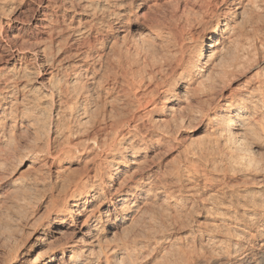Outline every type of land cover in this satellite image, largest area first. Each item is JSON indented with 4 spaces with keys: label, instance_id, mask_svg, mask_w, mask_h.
<instances>
[{
    "label": "rangeland",
    "instance_id": "1",
    "mask_svg": "<svg viewBox=\"0 0 264 264\" xmlns=\"http://www.w3.org/2000/svg\"><path fill=\"white\" fill-rule=\"evenodd\" d=\"M39 1L42 2L43 0H19V1L0 0V21L5 20L6 17L8 16L14 15V17L16 16L18 17V21L14 22L12 28L11 27H4V28L7 31L9 37L13 36L16 39V43L18 46L21 45L25 48L24 50L26 53V58L22 59L23 63H26L25 64L26 68L25 67H24L25 69L20 68L21 70L19 69V71H16L18 76L17 78H15L16 82L13 79L11 82L9 81L7 82L8 83L7 85L8 86L10 85V88L12 90H14L19 86L21 87L22 85L24 86L26 85V86L23 89V91L17 90L16 91L17 94L16 93L14 94V97L16 98L15 99L16 103L17 101L20 102L18 103V105L14 104L15 108L13 105L11 107L14 108L13 109L14 111L16 110L15 112L13 111L15 114H13L12 117L14 118L11 119L12 121L11 120L7 121L8 126L3 127L5 130L3 128H2L3 130L0 128V264H7V263L34 264L38 256L41 257L46 252L49 251L54 252L55 257L57 258L54 264H58L62 259L63 260L65 259V262H68L67 258L62 256L61 248H65L67 253L70 250V247H74V248L80 247L84 250H87L88 252H91L92 250L93 251L96 250V248L98 249V246L104 249L114 244V241H129V242L155 241V240L158 241L160 239L163 240V238L167 235L170 236L171 241H185V242L206 241V240L208 241L209 236L206 235L208 229L207 225L209 227V224L212 221L220 217L219 209L221 208L219 207H222V204L228 203L227 202L228 198L222 194L224 191H227L231 188L230 190H235V191L237 190L238 192L239 191L241 192L243 188L245 189L246 181H248L247 186L250 187L261 186V188H264V143H263L264 121L262 122L258 121V123L261 124L260 125L255 124L251 129L246 128V126L243 127L244 129L240 131L235 129L236 132H239V135H241L242 132V135L239 136V139H241L242 141L240 140L238 144L240 143L243 144V145L241 144L239 145L240 148L242 146L244 147L241 149L249 150V151L246 150V154H244V152L242 154H237L238 151H239L238 153L244 151V150L240 151V148L237 147L238 145H236L235 148L236 149L238 148L239 150L235 152L234 147L228 146L226 148V144L224 142L221 141L217 142L216 139L214 140L215 135L213 134L211 123L207 121L208 119L205 116H203L205 118H203L202 116L200 117V114L198 113L199 115H197L196 112L195 106L197 107V104H199L196 100L199 101L200 99L199 97H202L199 96L201 95V93H199L198 95L196 94L197 97L199 96L198 98H195L196 95L192 98L191 97L192 93L189 89L190 87H188V85L185 84L184 81L182 80L180 81L179 79L180 76L179 74L181 73L180 71H182L185 66L184 62L181 61V58H179L178 55L177 58H175L176 61L174 59L172 60L171 62L172 64L171 63L169 64V62H165V60H163V58L160 55L161 52L160 40L156 38L155 33L150 27L151 24L149 23L152 22L153 24L158 21L157 23L158 24L160 23L159 25L160 26L162 25L161 27H163L168 25V23H170L171 21L174 23L178 18H181V21H183L184 24L182 23L181 25V21L179 23L177 21L176 22L178 23V25H180L181 29L182 26L185 29V30L182 29L183 32L181 35V37L183 36L184 39L179 40V43L185 46L186 43L190 45V43H192V41L195 40V38L200 36L202 33L204 32L210 33V31L212 30L211 26L212 25L214 26L216 20H218L217 26L219 27L222 26V24L226 21L225 18L226 15H218L217 12L219 9H222L223 11L238 12L239 14L237 13V15H235V18L234 17L233 18H234V22L237 25L235 23L234 24L237 27L241 26V31L239 32L238 29L237 31H235L236 29H234V31L232 30L231 33H227V32L219 33L214 39L218 40L217 42L220 43H218V45H216L214 48H211L210 49L211 51H209L212 52L213 50H218L220 46H222V51L220 52L221 53L220 56L219 54L216 55L217 58H221L225 60L228 58V56L230 57L231 54L234 53V50H236L235 48H237L236 46H238L239 41L243 43V46H244V42H245V46H248V43L246 42H249V45L252 46L254 44L253 41H255V43L258 41L257 39H259L258 37H260V34L259 35L255 34L254 36L253 29H251L254 24L250 22H253L254 20L256 21L258 20L256 24H258L259 28L263 31L264 1L250 0L251 1L250 2L249 0H243V1L231 0L220 3L221 0H177V1L176 0H132V1L128 0V2L129 1L132 2L130 5L129 4L130 2L128 3L127 0H124L125 8L126 6H127L126 8L127 10H129V8H133L134 9L133 12L138 15L137 18L140 19L139 21H141V25L139 26H135L134 24L130 25L131 31H139L138 32V34L140 33L139 35L132 36V32H130L131 34L128 35V37L125 36L124 39L125 34L122 35V32L119 33L118 31L115 32L113 29H111L114 26L112 25L109 27V29L106 28L105 31H102L100 34L97 32L95 33L94 31L91 33H87L86 34L87 36L84 34L82 35V37L80 36L79 38L74 37L80 40L83 39V41L85 40V42L91 45L90 48L88 49L86 47H83L82 49L84 50L85 53L89 51L90 53L89 52L88 53L91 54L92 59L95 58L96 60H98L96 61L97 63H95L96 67H98L101 64L102 66L101 70L103 69L105 70V72L109 74L113 73V71L118 69L120 66L127 69L137 70L140 65V67L142 68V69L139 68L140 73L141 74L143 73L141 72V70L144 71V77L146 83L147 81L149 82L148 79L149 75L152 74L153 77L156 76L155 77L156 79L153 78V80L150 83H148L149 85L148 84L146 85L148 87L146 88L143 87L135 91V94H138L141 92L143 93L148 89L151 91L153 89L154 93L152 94V96H150L151 91L148 92L150 95L147 93V96L149 95L150 97H153L151 98L152 100L154 99L159 102L156 106V111L153 112L151 115L143 116V118H141L139 122H141V124L143 123L141 125L142 131L148 129V132L153 133L154 131L155 134L156 131L163 133V130L164 131L167 130L171 133L167 135V131H166L165 132L166 135L164 133L165 137L162 136L163 139L161 141L157 140L155 136L151 138V140H147V141L140 140L141 137L139 135H137L136 137L130 135L127 139H125V143L123 144L126 146V148L128 146L127 143H130L133 146H135V148L137 147V149L140 150L139 155L136 157V161H137L136 165H133V168L125 171L124 174H122L119 180L116 182L111 181L110 179L107 178V176L103 177V180L105 182L102 185L103 195L100 194L91 203L82 204L76 201L75 202L70 201L69 205L67 206L68 209L64 214V221H62L61 223H55L54 221L57 217V213H55L53 210L52 207L53 203L56 201V199L58 200V198L62 197L64 195L63 193L70 192L73 189L75 190V187L77 188L79 186L78 188L80 190L85 189L86 187L88 188L90 185L89 183L90 180L87 181V179H85L86 183L83 181L84 180L83 179L82 182L79 183V185L78 184L75 185L74 183L72 184L69 182L73 181L74 179L77 180V178L83 176L84 175L83 172L86 165L91 166L93 162H96L104 166L107 157L103 155L102 156L98 155L97 150L95 148L84 149L86 136L84 133L82 134V132H80L77 135L75 134L70 138H65V139H63L64 138L63 136L53 133L54 131L53 128L55 124V118H53L54 115L53 113H55V109L58 108L57 104L51 106L50 103L48 102L49 99H47L48 101L47 100L43 101L42 99H40L41 100L40 103H43L42 104L43 106H41L40 103L39 104L37 103L38 104L37 106V104L35 105L33 104L35 101H31L32 100L31 96H33L32 95L33 93L39 94V91L41 93L46 89H51L52 86L50 83L53 79L52 75L55 74L54 68L59 66L57 63L65 65L67 64V62L69 63L75 61L76 60L75 58L77 57L76 55H74V57L73 56L69 57L70 54L71 55L73 54L72 52L75 47L74 43L70 45V47L72 46L70 48L69 46L68 47L65 45L63 46L61 44L62 41H60L59 45L61 46L57 44L59 47L57 50H56L57 46H52L55 49H52L54 50V52L51 55L52 56L51 59L53 61L54 60L58 61V62L54 61L55 65L57 64V66H55L54 64L50 65V63L45 65L46 63H44L43 68L46 69L45 73L44 74L35 73L36 62H33L34 56L31 53L36 49L38 50L42 45H44L45 44L44 42H47V40H44L47 39L46 35L37 33L36 32L37 30L33 25L34 23L32 18L33 7H35L36 3ZM208 1L209 3H207ZM125 2H127L130 7H128V4H126ZM215 2L217 3L215 4ZM252 2L255 3L252 4ZM252 6H254L255 9L254 7L252 8ZM256 7L258 8L257 10ZM247 11L250 12L248 13ZM183 12L185 14V22H184V17H180L182 16ZM58 13H56V15L53 17V22H56L54 24H58L57 21H59V19L62 17V12H58ZM101 15L103 16L99 15V17L102 18V20H105L106 16L104 14ZM142 15L143 16L145 15V17H143ZM188 15L189 18L186 17ZM253 17L254 19L252 20L251 18ZM54 19L57 21H55ZM70 19L71 18H69V20ZM73 20L75 19L73 18ZM179 20L180 19H178V21ZM186 20L188 23L189 22L190 23L188 24ZM19 21L22 22L19 23ZM245 21H248V23H245ZM143 23H145V26ZM243 24L245 25L243 26ZM246 26H248L249 30L246 29L247 28ZM250 29L252 30L253 33L251 32ZM227 30L229 31V28H227ZM234 35L235 36L238 35V37L237 36L235 37ZM242 35L246 37H243ZM53 36L55 39V35ZM5 38H6L5 35H0V81H1L0 87L2 86V83L5 84V81L2 78L5 77L6 73L8 74L6 75V78L8 77L11 78V75L13 76L12 72H4L3 71L4 69H2L5 65L3 60H5L6 58L4 55L6 51L4 49V46H2ZM135 44L136 46L139 45L137 46V50ZM245 46L243 47L244 50L246 48ZM175 47H171V48H175ZM248 48L250 49L252 47L248 46L247 49ZM248 50L247 51L242 50L243 57L245 55H246L245 58L250 56L249 52L251 53L252 50L250 51ZM101 54L102 56L101 58H99L98 56H100ZM160 57L162 59H160ZM245 58L242 59V61L245 60V62L241 63L242 66L239 65L237 68L234 69V71L233 70L231 71L233 76L230 72L229 73L230 76L228 75L223 82H215V84H213L214 89L212 90L214 91H212L213 97L211 98L216 100L209 98L211 100L210 101L209 99H207L206 105H208V107L206 105L205 107L211 109L212 107L213 108L217 107V111H218L220 106H222V103H224L225 101L234 100L237 98L236 96L239 95L240 93H244L258 85V83L255 82L256 75L253 73L256 69L254 68V65H251L252 61H249L250 64H247L249 62ZM160 61L162 63V66L159 65ZM136 62H139L140 64ZM166 63H168L169 65ZM203 64L204 63H202V65ZM144 65L147 66L145 67L146 69L143 68ZM16 66H19V64H17ZM167 67H169L170 69H168ZM171 67L174 69H172ZM162 69L164 70L166 69L165 70L166 72ZM211 69L212 70H210V74L214 71L213 67H211ZM147 71H149V73ZM152 71L153 72L155 71V73H153ZM48 72H50V74L52 75H49ZM168 74L169 75L171 74L170 77L168 76ZM253 74L255 75V77ZM25 75L26 76L29 75V76L26 77ZM81 77H82L81 82H83V85H85L86 88L89 89V90L87 89L89 91V92L87 91V93L88 94L90 93L89 97L92 94L90 97L91 99H89L88 101V103L89 102L90 103L84 107L85 112L87 113L88 116L89 114H91L90 115L91 117L93 116L94 118H97L96 119L97 121L99 119V123L97 122L96 126L97 125L101 126L100 122L102 121H100V118L98 117H101V115L104 113L110 115L113 114L114 112L116 113L121 111L122 114L123 111L124 114H130L132 112L134 114H140V112L142 111L141 107L137 106L138 103L136 102L134 95L128 94L126 96L127 94L126 92L128 90L126 89L127 90V91L125 90L126 92L124 91V89L122 90V85L120 86L117 83L113 85L112 88L109 86V88L111 89L108 90L107 93V92H103L104 91L102 90L103 88L102 89L100 88V90H98L99 89L98 87L96 88L95 85L89 83L91 81V78L86 79L89 77V75L84 76L86 78H84L83 76ZM146 78L148 79L147 81ZM68 79L69 77L66 78L65 81L66 80L68 81ZM13 81L16 84L13 83ZM39 82H41V84H45L43 85L45 87H43L42 85L39 86ZM154 83L155 84L158 83L160 84L159 86L162 87L164 85V87L165 88L168 87V89L164 90L165 92L163 91L157 93L155 91L156 87ZM81 85L82 84L80 83V87ZM35 86L36 88L33 91V93H31V91H28L29 88H34ZM92 87L95 88L93 89ZM162 87L159 89L163 90ZM144 88L145 90H143ZM196 91L197 92L195 93H198V90ZM131 92L133 91H129L128 93ZM165 97H168L169 99L166 100ZM26 98L28 99L26 100ZM158 99H161L162 102L160 103L161 100L159 101ZM20 100H23V102H21ZM113 100L114 103L112 102ZM24 101H26V103ZM66 101L68 102L69 100L65 99V102H62L60 104L61 108L67 105ZM261 102L259 101V104H257V106L260 105ZM7 103H8V99L4 97L0 98V108H2L1 106H10V104ZM187 103L188 105L194 104L191 107H193L195 111L193 110V112H191V115L190 113L187 112L188 110H186L189 107ZM23 104L26 105L27 107L24 106ZM169 106L173 107L174 109L173 112L176 113L173 115H175L176 119L169 120L170 123L167 124V121L165 122L163 119L164 118L167 119V117H169L167 115H164L167 112H169L168 110ZM101 108L103 109L105 108V109L102 111ZM260 109L259 110L254 109L255 110L253 113L254 116H252L253 121L254 120L256 121L260 117L261 113L263 114L264 110L263 109L260 110ZM99 110L101 115L98 114L97 116H94L99 112ZM112 110H114L113 113H111ZM181 111L185 112L183 113L184 115L183 114L181 115L182 117L179 116V113L181 114ZM85 112L79 114L81 116L77 115V117L79 116L78 117L79 119L78 118L77 119L82 120L84 117H86L88 119L87 123H89V127H91L90 124L92 122L89 121L90 116L89 117L86 116ZM48 113H52L51 116L48 115ZM106 114H104L105 117L103 116V118H105L104 121H106V119L108 118L106 117L108 116ZM39 116L40 117L44 116V117L40 118ZM153 117L154 118L157 117L161 121L157 120L153 122ZM74 119L66 116L63 120L65 121L66 124H69L70 122L71 124L69 125H74L72 122L77 121L76 117H74ZM153 124H155L158 129ZM76 125L77 124H75L74 126ZM257 125L258 127L256 128ZM86 127L89 128L88 126H85L84 130L86 129ZM60 128L63 127L61 126ZM86 130L94 131L93 127ZM170 136H172V138ZM66 141L70 142L71 147L79 148L81 151L79 152L73 151L69 153H64L60 151L61 146L65 144ZM124 150L121 149L122 153L125 152ZM47 152L50 153V155H47ZM223 154L226 157H224ZM239 155L241 156L244 155L243 157H245V159L240 158L241 156ZM231 157L232 160L236 159L235 160L236 163L240 160L243 163L240 162L241 163L240 165L239 163L235 164L234 161L232 163V160H230L231 162H229V159ZM246 159L247 161H245ZM246 162L249 163L250 169H248V167L247 168L244 167L243 164H247ZM227 165L230 168L229 167L227 168ZM100 168H102V166ZM255 170L257 173L255 172ZM92 173L93 171L91 172L90 170L89 174ZM232 173L235 174L236 176L233 175ZM149 176L153 178V181L151 182L152 183L151 186L154 187V189H159L161 191L162 190L164 191L162 193H155L154 195L149 196V198L146 199H143V197L137 198L136 203L138 204L133 207V209H135V212L133 211L129 215V220L125 224L123 225L120 224L119 226L114 227L107 234H100L99 232L100 235L97 237L95 243H92L90 245L86 244L87 240L89 239L82 234V231L86 229V224H87L86 222L88 221V220L86 221L87 219L86 216L89 215L90 213H93L94 215L91 220H94L95 219L94 216L98 215L97 210H99V208L102 205H104L105 207H108V209L110 210L108 212L106 211L107 213L105 212L103 213L102 220H106V218H111V216L104 217V215L108 213L109 215L110 214L112 215L114 211V207H112L113 206L112 204L113 202H115V199H117L119 190L120 189L127 190L128 187L132 184V179L134 177L145 179V178H149ZM236 182L238 184H236ZM167 191H168L167 194L170 193L169 196L171 197L173 196L172 200H169L170 204L168 206L167 204L163 205L161 203L162 199L165 198V196L167 197L166 195ZM172 191L173 193H171ZM189 193H191L192 197L190 196ZM124 195H126V193ZM171 197H168V199H170ZM232 198L235 200V197L232 196ZM76 203L79 205H75ZM121 206L122 204H119L117 208ZM224 206L225 205H223V207ZM240 210L241 212L244 211V209L242 208V204L240 205ZM177 211L179 212L177 213ZM120 216L121 215H119V217ZM176 216L177 217L179 216L178 217L179 219ZM174 217L176 220H174ZM200 230L202 232H200ZM152 249L150 250L149 248L144 252H137L138 254H136V257L138 258V260L144 261V259L148 257H149L148 259H150L151 257H154L155 255L158 254L159 255L157 259V261L159 260L158 263L167 264L166 247L160 249L154 246L152 247ZM162 251L165 252L166 254L163 253ZM162 253L163 255L161 257ZM163 256H166V259L165 257L163 258ZM46 259L47 257L43 256L41 260V264H44Z\"/></svg>",
    "mask_w": 264,
    "mask_h": 264
},
{
    "label": "bare ground",
    "instance_id": "2",
    "mask_svg": "<svg viewBox=\"0 0 264 264\" xmlns=\"http://www.w3.org/2000/svg\"><path fill=\"white\" fill-rule=\"evenodd\" d=\"M227 1H231V0H221L220 3L227 2ZM262 1H264V0H262ZM127 2H128V0H127ZM127 2H125V3L128 4L130 1L128 3ZM131 3L132 2H130L129 4L131 5ZM207 3H209V1ZM216 3L217 2H215V4ZM254 3L252 2V4H254ZM129 4H128V7H130ZM136 5H138V4H136ZM205 7H206V5H205ZM253 7L254 6H252V8ZM126 8H127V6H126ZM126 8L124 6V0H43L42 2H40V1L37 2L36 6L33 7L32 18L34 21L33 25H34L35 29L37 30L36 32L39 34H45L46 38H47V39H44V40H47V42H44L45 43L44 45H42L38 50L36 49L31 53L34 56L33 62H36L35 73L36 74H40V73L44 74L45 73L46 69L43 68L44 63H46L45 65H47L49 63H50V65H52V64L55 65V63H54L55 60L53 61L51 59L52 58L51 55L54 52V50H52V49H55L52 46H57V48H56V50H57L59 48L58 45H59L60 41H62L61 44L63 46L65 45L67 47L68 46L70 47V45H72L74 43L75 47H74V50L72 52L73 54L72 55L68 54V55H69V57L70 56L74 57V55H76L77 57L75 56L76 57L75 61L69 62V63L67 62V64H65V65L57 63L59 66H57V64L55 65L57 67L54 68V70H55V72H54L55 74L53 73L54 75L50 74L51 71L48 72V74L52 75V78H53L51 83H50L52 86L51 89H46L45 91H42L41 93L39 91V94H34L33 91L35 90L36 86L34 88H29L28 91H31V93H33L32 94L33 96H31L32 97L31 101H35L33 103L35 105V104H37V103L39 104L41 102L40 99H42L43 101L49 99V101L48 100L47 101L50 103L51 106H53L54 104H57L58 108L55 109V113H53L54 114L53 118H55L53 133L59 134L60 136L64 137L63 139H65V138H70L71 136H73L75 134L77 135L80 132H82V134L84 133L86 136V138H85L86 142H85L84 149L95 148L97 150L98 155H101V156L103 155V156L107 157V159L105 158L106 161H105L104 166L101 165L100 163H96V162H93L91 164V166L85 164L86 166H85V169L83 172L84 175L77 178V180L74 179L73 181H70V180H69L70 182L68 181L69 183H72V184L74 183L75 185H77V184L79 185V183L82 182L83 179H84L83 180L84 182L86 181L85 179H87V181L90 180V182H89L90 185L88 188L86 187L85 189H81V190L78 188L79 186L77 187L78 189L75 187V190L73 189L70 192L63 193L64 195L62 197L58 198V200L56 199V201L52 205L54 212L57 213V217L54 220L55 223H61L62 221H64V214L68 209L67 206L69 205L70 201H74V202L76 201V202H79L82 204H84V203L88 204V203H91L93 200H95L100 194L103 195L102 194V185L105 183L103 180V177L107 176L108 179L116 182L119 180L121 175L124 174L125 171L133 168V165H136V162H137L136 157L139 155L140 150H138L137 147L135 148V146H133L130 143H127V145H128L127 148L123 144V143H125V139H127L130 135L135 136V137L137 135H139L141 137L140 140H144V141L145 140L146 141L151 140V138H153L154 136L156 137L157 140L161 141L163 139L162 136L165 137V135H166L165 132L167 130H165V131L163 130V133L156 131L155 134H154V131H153V133L148 132V129L142 131L141 125L143 123L141 124V122H139L141 120V118H143V116L151 115L153 112H155L156 106L159 103L157 100H154V99L152 100L151 98H153V97H150L154 93L153 89H152V91L148 89V90L144 91L143 93L141 92V93L135 94L136 90L141 89L143 87H145V88L148 87L146 85L148 83H150L153 80V78L156 77V76L153 77V75L151 74L153 71L150 73L151 75H149V76L147 75L149 77V78L147 77L149 79V82L147 81L148 79L146 78L147 83L145 82L144 71L141 70V72H143V73L142 74L140 73V69H139V68H141L140 65L138 68L139 70L138 69L137 70L127 69V68L120 66L118 69L113 71V73L109 74V73L105 72V70H103V69L101 70V67H102L101 64L98 67H96L95 63H97L96 61H98V60H96L95 58H94L95 60L92 59L91 54H89L90 52L88 51L89 52L88 53L86 51L88 53L87 54L82 49L83 47H86L88 49V48H90L91 45H89L87 42H85V40L83 41V39L80 40V39L74 38V37L79 38L80 36L82 37V35H84V34L86 35L87 33H91L94 31H95V33L97 32L100 34L102 31H105L106 28L109 29V27L112 25H114V26L111 29H113L115 32L118 31V33L122 32V35L125 34L124 39H125V36L128 37V35L131 34L130 32H132V36L133 35L134 36L139 35L140 34V33L138 34L139 31H131L130 25L134 24L135 26H139V25H141V21H139L140 19L137 18L138 15L133 12V10H134L133 8H129V10H127ZM190 9H188V10H190ZM204 9H206V8H204ZM254 9H255V7H254ZM257 9L258 8L256 7V10ZM184 10H186V9H184ZM196 10H198V9H196ZM58 12H62V17L59 19V21L55 20L56 19L55 18L54 20L57 21L58 24H54L56 22H53V17ZM228 12H230V11H223L222 9H219L217 12L218 15H226V17H225L226 21L222 24V26H220V27L217 26L218 20H216L214 23V26L213 25L211 26L212 30L210 31V33L209 32L202 33L200 36L195 38V40H193L192 43H190V45H188L186 43L185 46L182 45L181 43H179V40L184 39L183 36L181 37V35H182L183 30H185L183 26H182V29H183L182 30L180 25H178V23L181 21V18H178V19H180L179 21H178V19L176 20L178 23L175 21L176 22V24H175V22L173 23L171 21L170 23H168V25L163 26V27H161L162 25L161 26L159 25L160 23L159 24L157 23L158 21L157 22L155 21L156 23H153V24H152V22L151 23L148 22V23L151 24L150 27L152 28L153 32L155 33L156 38H158L160 40V45H161L160 55L163 58V60H165V62H169V64H170L173 59L175 60V58H177V55H178L179 58H181V61L184 62L185 66H184V69L182 71H180L181 73L179 74L180 75L179 79H180V81L181 80L184 81V83L187 84L188 87H190L189 89L192 93V94L190 93L192 95L191 96L192 98L196 94L198 95L199 93H201V95H199V96H202V97L198 96L200 99H199V101L196 100L199 103V104H197V107L195 106L196 112H197V115L200 114V117L205 116L208 119L207 121H209L211 123L212 131H213V134L215 135L214 140L216 139L217 142L218 141L224 142L226 144V148L228 146L234 147L235 152H237V150H239V149L238 148L236 149L235 147H236V145H238L237 147H239V145L241 144V143L240 144H238V143L241 140V139H239V136L242 135V132H241V135H239V132H236L235 129L240 131V130H243L244 129L243 127H245V126H246V128L251 129L255 124H259V125L261 124V123H258V121H260V122L264 121V112H263V114L261 113V115L259 114L260 117L256 121L255 120L253 121V119H252V116H254L253 115V113L255 111L254 109L259 110L261 108L264 110V29L262 31L259 28L258 24H256L258 20L257 21L254 20L253 22H250V23L254 24L251 28V29H253L254 36H255V34L256 35L260 34V37H258L259 39H257L258 41L256 43H255V41L252 40L254 43L252 46L249 45V42H246V43H248V46L252 47V48H250V49L248 48L249 49L248 50L247 49L248 46H245V42H244V46L246 47L244 50L243 49V47H244L243 43H241L239 41L241 44L238 42V46H236L237 48H235L236 50H234V53H232L230 57L228 56V58L225 60L221 59V58H217L216 54H219V56H220V54H221L220 52L222 51V46H220V48L218 50H213L212 52H209V51H211L210 50L211 48H214L216 45H218V43H220V42H217L218 40H215L214 38L221 32L231 33V31L232 30L234 31V29H236L235 31H237V29L239 30V32L241 31V26L237 27L236 26L237 24L234 22L235 15H237L238 12H234V11H231L230 13H228ZM101 14H104L106 16L105 20H102V18L99 17V15L103 16ZM183 14H184V12H183ZM183 14L180 17H184V22H185V14H184V16H183ZM257 15H259V14H257ZM143 17H145V15ZM186 17L189 18V15ZM240 17H241V15H240ZM250 17H251V15H250ZM69 18H71L72 20L71 19L69 20ZM73 18L75 20H73ZM188 18H187V20H188ZM251 19L253 20L254 17ZM251 19H249V20H251ZM261 19H263V18H261ZM156 20H158V19H156ZM187 20H186V22H187ZM16 21H18V17L17 16L14 17V15L8 16V17H6L5 20L0 21V35L6 36V38L4 39V43L2 45V46H4V49L6 51V53L4 54L6 58H5V60H3L5 65L2 69H4L3 70L4 72H12V74H13V76H12L9 73L11 75V78H9V77L6 78V75H8L6 73L5 77L2 78V79H4L5 84L2 83V86H1L2 88L0 87L1 88L0 90H2V91H0V98L4 97V98L8 99L7 104H10V106H1L2 108H0V123H1L0 128L1 129L3 127L8 126L7 125L8 120H11L12 118H14V117H12V115L15 114L14 112L16 111V110L15 111L13 110L15 108L14 104L18 105V103H20L19 101H17V103H16V101H15L16 98L14 97V94L16 93L17 90L23 91V89L26 86V85L25 86L22 85L21 87L16 86L17 88L12 90L10 88V85L9 86L7 85L8 81L11 82L12 79L15 81V78L18 77L16 71H19L20 68H23V69L26 68V66H25L26 63H23V61H22V59L26 58V53L24 50L25 48L21 45L18 46L16 43V39L13 36L9 37L7 34V31L4 28V27H11L12 28L14 22H16ZM173 21H174V19H173ZM205 21H206V19H205ZM248 21H245V23H248ZM20 22H22V21H19V23ZM182 23H183V21H181V25H182ZM237 23H238V21H237ZM143 24L145 26V23H143ZM244 25L245 24H243V26ZM100 26H102V27H100ZM126 26H128V27H126ZM187 27H189V26H187ZM246 27H247L246 29L249 30L248 26H246ZM227 28H229V31L227 30ZM261 28H262V26H261ZM55 30H56V32H55ZM244 32H245V30H244ZM251 32H252V30H251ZM239 34H241V33H239ZM53 35H55V39H54ZM221 36H222V34H221ZM228 36H230V35H228ZM236 36L238 37V35H236ZM243 37H246V36H243ZM247 38H248V36H247ZM253 38H255V37H253ZM182 41H184V40H182ZM124 42H126V41H124ZM126 45H127V43H126ZM154 45H155V43H154ZM235 45H236V43H235ZM59 46H61V45H59ZM137 46H139V45H137ZM137 46L135 44L136 50H137ZM142 47H143V45H142ZM150 47H152V46H150ZM171 47H175V48H171ZM246 49L248 51L252 50L251 53L249 52L250 56L247 58H245L246 55L244 57L242 56V50L247 51ZM229 52H230V50H229ZM119 53H121V52H119ZM228 54H230V53H228ZM245 54H246V52H245ZM249 54H247V55H249ZM133 55H136V54H133ZM226 55H227V53H226ZM101 56H102V54L98 57L101 58ZM119 57H122V56H119ZM161 57H160V59H162ZM241 57H243V58H241ZM244 58L246 60H248V62L252 61L251 65H254V68L256 69L253 72L256 75L255 82H257L258 85L255 86L254 88L244 92V93H240L239 95L236 96L237 98L234 100L225 101L224 103H222V106H220L218 111H217V107H215V108L212 107V109L207 108L208 107V105H206L207 99H209V98L213 99V98H211V97H213L212 91H214V90H212V89H214L213 84H215V82H223L224 79H226L228 75L230 76L229 73L232 70L234 71V69L237 68L239 65L242 66L241 63L245 62V60L242 61V59H244ZM177 60H180V59H177ZM118 61H119V59H118ZM136 63H139V62H136ZM202 63H204V64L202 65ZM17 64H19V66H16ZM132 64H133V62H132ZM166 64H168V63H166ZM247 64H250V62ZM157 65H158V63H157ZM159 65L162 66L161 61H160ZM145 67H147V66L144 65L143 68L146 69ZM211 67H213V70L215 67L216 68L210 74V70H212ZM167 68L170 69L169 67H167ZM240 68H242V67H240ZM172 69H174V68H172ZM162 70H164V69H162ZM149 71H151V70H149ZM149 71H147V72L149 73ZM153 73H155V71ZM162 73H163V71H162ZM87 74L89 75V77L88 78L84 77V76H88ZM231 74H232V72H231ZM162 75H164V74H162ZM170 75L168 74L169 77H170ZM255 75H254V77H255ZM28 76L29 75H27L26 77H28ZM81 76H83L86 79L91 78V81L89 80L90 81L89 83H92L93 85H95L96 88L98 87L99 88L98 90H100V88L101 89L103 88L102 89V90H104L103 92H107L108 90H110L113 87V85H115L117 83L120 86L122 85V90L123 89H124V91L126 89L128 90V91L126 90L127 92L125 91L127 93L126 96L128 94L134 95V98L136 99V102L138 103L137 106L141 107L142 111L140 112V114H134L133 112L130 114H124L123 111H122V114H121V111H119L120 113L114 112L115 113L114 114L113 113V111L115 110V108H114V110H112V112H111L113 114L108 115V114L104 113V114L108 115V116H106V117H108L107 118L108 121L106 119V121H107L106 122V121H104L105 118H103V116L105 117V115L104 114L101 115L100 110H99V112L97 114H95L94 116H97L98 114L101 115V117H98V118H100V121H102V122H100L101 126L100 125L96 126V123L97 122L99 123V119L97 121L96 120L97 118H94L93 116L91 117L90 116L91 114H89V116H90L89 121L92 122L90 125H91V127H93L94 131L86 130V129L91 128V127H89V123H87L88 119L86 117H84L82 120H78L79 119L78 117L81 116L79 114H82L85 112L84 107L90 103V102L88 103V101H89V99H91L90 97L92 94L89 97L90 93L89 94L87 93V91L89 89L86 88L85 85H83V82H81V80H82ZM232 76H233V74H232ZM68 77H69L68 81L67 80L65 81V79ZM20 78H18V79H20ZM49 80H51V79H49ZM14 81H13V83L16 82V81L15 82ZM0 83H1V81H0ZM80 83L82 84L81 87H80ZM252 83H254V82H252ZM105 84H107V85H105ZM40 85L43 86L45 84H41V82H39V86ZM159 85L160 84H158V83L155 84V87H156L155 91L157 93L163 92L164 90L168 89V87L165 88L164 85H163V87L159 86ZM161 85H162V82H161ZM217 85H219V84H217ZM109 86L111 88H109ZM43 87H45V86H43ZM95 87H92V88L94 89ZM161 87L163 88V90L159 89ZM13 88H14V86H13ZM145 88L143 90H145ZM37 89H39V88H37ZM196 90H198V93H195V92H197ZM129 91H133V92H131L132 94L128 93ZM35 92H37V91H35ZM110 92H113V91H110ZM118 92H119V90H118ZM148 92H150L151 95ZM31 93H29V94H31ZM147 93L150 96L149 95L147 96ZM197 95L195 96V98H198ZM24 96H26V95H24ZM24 96H22V97H24ZM216 96H218V95H216ZM165 98H166V100L169 99L168 97H165ZM27 99L28 98H26V100ZM65 99L66 100L68 99L69 101L68 102L66 101L67 105L65 107L61 108L60 104L62 102H65ZM158 100L160 101L161 99H158ZM213 100H216V99H213ZM20 101L23 102V100H20ZM259 101L260 102L262 101V102L260 103V105L257 106V104H259ZM24 102L26 103V101H24ZM112 102L114 103V100ZM161 102H162V100L160 101V103ZM7 104H5V105H7ZM38 104H37V106H38ZM42 104L43 103H40L41 106H43ZM12 105L14 106V108H11ZM187 105H188V103H187ZM193 105L192 104L188 105L189 107H188V109H186V110H188L187 112L190 113V115H191V112H193V110L195 111V109H193V107H191ZM205 105L207 107H205ZM24 106H26V105H24ZM45 106H46V104H45ZM88 107H89V105H88ZM168 108H169L168 109L169 112H167L164 115H167L169 117H167V119L166 118L163 119L165 122L167 121V124L170 123L169 120H173V119L175 120L176 119L175 115H173V114H176L173 112L174 111L173 107L169 106ZM101 109L103 111L105 108L104 109L101 108ZM45 110H46V108H45ZM110 110H111V108H110ZM110 110H109V112H110ZM95 112H93V113H95ZM88 113H89V111H88ZM183 113H185V112L181 111V114L179 113V116H181ZM51 114L52 113H48V115H50V116H51ZM77 115H79V116L77 117ZM85 115L88 116L87 113ZM44 116H42V117H44ZM66 116L73 118V119H74V117H76V119L78 118L77 121L72 122L74 125L75 124H77V125L76 126L69 125V124H71L70 122H69V124H66L65 121L63 120ZM42 117H40V118H42ZM205 117H203V118H205ZM157 120H160V119L157 117L156 118L153 117V122L157 121ZM171 123H172V121H171ZM82 124H84L85 126H88L89 128L86 127V129L84 130L85 126ZM86 124H88V125H86ZM155 124H153V125L156 126ZM61 126L63 128H60ZM257 127H258V125L256 126V128ZM156 128H157V126H156ZM164 133H165V135H164ZM169 133H171V132L167 131V135H169ZM257 134H258V132H257ZM170 137L172 138V136H170ZM63 143H65V142H63ZM263 143H264V141H263ZM241 145H243V144H241ZM241 148H244V147L242 146ZM241 148H240V151L244 150ZM121 149H123V150L126 149V150H124L125 152L122 153ZM246 150L249 151L248 149H246ZM246 150H244L240 153H238L239 152L238 151L237 154H242L243 152H244V154H246ZM60 151H62L64 153H69V152H73V151L79 152L81 150L79 148L71 147L70 142L66 141V143L61 146ZM231 152H234V151H231ZM47 155H50V153L47 152ZM231 155H229V156H231ZM223 156H224V154H223ZM239 156H241V155H239ZM243 156H241L240 158L245 159V157H243ZM224 157H226V156H224ZM230 160H232V157L229 159V162H231ZM235 160H232V163H233V161L235 162ZM245 161H247V159ZM240 162H241V160L238 161L237 163H239L241 165V163H243V162H241V163ZM249 162H251V161H249ZM237 163L235 162V164H237ZM235 164H234V166H235ZM247 164H243V165H244V167H246V168L248 167V169H250L249 163H247ZM230 165H231V163H230ZM101 166H102V168H100ZM228 167L229 166L227 165V168ZM241 167H243V166H241ZM231 168H232V166H231ZM90 170H91V172L93 171L92 174H89ZM255 172H256V170H255ZM233 175H235V174H233ZM179 178H180V175H179ZM152 181H153V178L150 176H149V178H145V179L134 177L132 179V184L128 187L127 190L120 189L117 199H115V202H113V204H112L113 205L112 207H114V211H113L112 215L111 214L109 215V213L104 215V217L111 216V218H106V220H102L103 219V213L104 212L107 213L110 210V209H108V207H105L104 205H102L99 208V210H97L98 215L94 216V218H95L94 220H91L93 215H94L93 213H90L89 215H87L86 221L87 220L88 221L87 222L85 221L87 223L86 229L84 231H82V234L89 239V240H87L86 244L90 245L92 243H95L97 240V237L100 234H107L114 227H117L120 224H122V225L125 224L129 220V215L133 211L135 212V209H133V207L138 204V203H136L137 198L143 197V199H146V198H149V196L154 195L155 193H162L164 191V190L161 191L159 189H154V187L151 186ZM247 182L248 181H246L245 189L243 188V190L241 192L240 191L238 192L237 190L236 191L230 190L231 188L229 187L230 188L229 190L224 191L222 193L225 197L228 198V200H227L228 203L222 204V207H219V208H221V209H219L220 211L218 210L220 212L219 213L220 217H218L217 219L215 217L216 220L212 221L209 224V227L207 225V228H208L207 234L206 233L205 234L207 236H209L208 241L207 240L206 241H191V242L171 241L170 236L167 235L165 237L163 236L164 237L163 240L160 239L158 241H156V240L155 241H130V242L129 241H114V244H112V245H110L104 249H102L100 246H98V249L96 248V250H94V251L92 250L91 252H88L87 250H84L80 247H78V248L70 247V250L67 253L65 248H61L62 256L66 257L68 262H65V259L64 260L62 259L60 261V263H58V264H102V263H104V264H159L158 263L159 260L157 261L158 256H159L158 254L155 255L154 257H151L150 259H148L149 258L148 257V258L144 259V261L138 260V258L136 257V254H138L137 252H144V251L148 250L149 248L151 250L152 247H154V246L158 247L160 249L166 247V249H167L166 253L167 254L163 251L162 252L167 255V264H264V188H261L260 185H259L260 187L247 186ZM242 183H244V182H242ZM236 184H238V183L236 182ZM251 184H253V183H251ZM168 191L166 192L167 197L165 196V198H163L161 201V203L163 205L167 204V206L170 204L169 200H172V197H173V196L172 197L169 196L170 193L167 194ZM125 193L128 196L124 195ZM171 193H173V191ZM189 194L191 196V193H189ZM84 195H87V196H84ZM232 196L235 197V200L232 198ZM168 197H171V198L168 199ZM122 202H124V203H122ZM119 204H122V206L117 208L119 206ZM241 204H242V208L244 209V211L242 210L243 212H241V210H240ZM75 205H79V204L76 203ZM223 205H225V206L223 207ZM178 212L179 211H177V213ZM119 215H121V216L119 217ZM173 216H175V215H173ZM171 220H172V218H171ZM174 220H176L175 217H174ZM103 221H104V223H103ZM124 227H126V226H124ZM99 232H100V234H99ZM200 232H202V231L200 230ZM166 233H168V232H166ZM163 235H165V234H163ZM163 253L161 254V257L163 255ZM43 256L47 257L44 264H54L56 259H57L55 257V254L53 251L46 252ZM43 256H41V257L38 256V258H36V261L34 262V264H41V260H42ZM164 257L166 259V256H163V258ZM7 264H9V263H7Z\"/></svg>",
    "mask_w": 264,
    "mask_h": 264
}]
</instances>
